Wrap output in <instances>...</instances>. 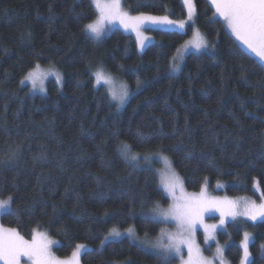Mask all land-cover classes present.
Wrapping results in <instances>:
<instances>
[{"label": "trees", "instance_id": "1", "mask_svg": "<svg viewBox=\"0 0 264 264\" xmlns=\"http://www.w3.org/2000/svg\"><path fill=\"white\" fill-rule=\"evenodd\" d=\"M193 4L195 26L213 50L188 53L170 75L192 25L150 30L153 42L139 52L120 29L99 42L82 31L97 16L92 0H0V200L14 197L1 227L29 242L34 230L46 232L62 258L85 244L79 264H173L128 238L101 244L113 227L155 237L165 226L142 219L169 203L156 171L144 161L139 170L128 167L117 152L122 144L131 145L129 155H167L188 191L223 183L228 195L257 197L259 189L264 197V65L236 43L207 0ZM123 6L186 17L181 0ZM37 64L59 68L62 85L49 80L44 94L22 86ZM98 65L128 85L119 110L103 86L94 88ZM138 133L146 144L136 142ZM245 232L253 235L247 264H264V217L227 225L219 235L228 243L226 264H240Z\"/></svg>", "mask_w": 264, "mask_h": 264}, {"label": "snow or ice", "instance_id": "2", "mask_svg": "<svg viewBox=\"0 0 264 264\" xmlns=\"http://www.w3.org/2000/svg\"><path fill=\"white\" fill-rule=\"evenodd\" d=\"M211 2L216 8V13L227 23V27L231 29L236 40L244 45L251 53H254L261 61H264V0H211ZM92 3L95 5L99 15L94 21L85 24L82 31L90 35L93 39H99L101 37L106 24L110 25L113 22H119L126 31L130 30L136 33L137 46L144 48V42L147 37L143 36L141 29L146 23L174 24L180 29H185L186 27L185 21H173L170 20L168 16H153L144 13L131 16L129 13L121 10V0H107V2L103 3L101 0H92ZM184 3L188 7V20L193 21L195 10L193 0H184ZM140 6L146 7L148 5ZM189 44L195 48L197 52L201 49L208 48L206 40H204L199 31L194 33L193 39L187 42L184 47L187 48ZM177 51L179 52L180 50L178 49ZM232 54L237 55L242 53L239 52V49H234ZM181 58H183V55ZM173 60H175V58H173ZM179 70V64L173 62L170 65L169 74H175ZM91 74L95 77L94 88L101 83L109 86L108 96L111 101L116 102V108L119 110L129 96L127 84L121 82L118 87L114 86L116 82L111 74L104 71L103 65H98L97 70ZM47 76H54L58 84L62 80L59 72L54 69L43 72L40 69V65L37 64L35 68L27 73L21 81V84L28 81L32 84L33 89H35L39 82L41 85L40 91L44 92L43 81ZM137 84L139 85V80H137ZM135 140L141 146L148 142L147 138L139 133L135 137ZM117 152L124 157L127 166L134 170H139L137 165L141 159L149 163L153 160L150 154H145L142 157L140 154L129 155L131 152V145L128 144L118 146ZM156 159L162 161L167 169L162 175L160 184L157 188L158 190L162 188L164 193L172 199L173 203L170 204L168 209H161L160 205L156 204L152 209V214L143 216L142 219L153 223L172 222L175 224V231L165 232L161 229L160 237L155 243L149 241L147 239L148 234L145 233L144 243L151 244L153 248L160 249L164 254L165 260L180 257L181 264H211L210 261H206L200 256V249L195 245L194 240L197 225L204 228L207 234L206 241L209 238H214L217 225H206L204 223L206 213L213 211L219 212L220 225L224 224L226 216L235 219L238 215L242 214L252 221L264 217V203L259 205L254 202L246 204L245 212L240 213L237 201L208 200L204 196V188L201 189V193L198 197H188L184 195L183 181L172 169L170 160L166 156L159 155ZM178 190L181 192L180 196L176 195ZM13 199L14 197L10 196L7 200H0V208L9 206ZM262 199H264V197H262ZM126 232L129 237L135 235L133 227H129ZM121 235V232L113 227L109 235L101 240V244L103 245L109 237L117 238L121 237ZM248 241L249 233L245 232L244 238L241 241L243 256L240 264H247L249 260L250 253L248 251ZM53 243L54 241L48 240L43 233L34 234L32 240L29 242L15 229L0 227V261H3V264H21V257H25L26 261H30L31 264H79L81 250L85 249V245H76L75 250L72 252L71 260H58L52 256L50 251V245ZM184 248H187L188 251L187 261L183 260ZM217 254L221 257V264H223V250L217 248ZM261 254L264 256V245H261Z\"/></svg>", "mask_w": 264, "mask_h": 264}, {"label": "rangeland", "instance_id": "3", "mask_svg": "<svg viewBox=\"0 0 264 264\" xmlns=\"http://www.w3.org/2000/svg\"><path fill=\"white\" fill-rule=\"evenodd\" d=\"M182 1V3L184 4V7H185V9H186V17L184 18V19H181V20H183V21H185V25H186V27H185V29H180V28H178V27H176V25H167V24H151V23H146L145 25H144V27L141 29V31H142V33H143V36H145V37H147V39L145 40V46H144V48L147 46V45H149L151 42H153V37L150 35V33H149V31L150 30H175V31H179V32H186L187 31V29H188V27L190 26V25H192V31H191V34H190V36L179 46V52L178 51H176V53H175V55H174V57L173 58H175V60H173V58H172V61H171V63H173V62H175V63H177V64H179V66H180V69H181V66H182V64H183V61H184V58L186 57V55L188 54V53H191V52H197V50L195 49V48H193L190 44L188 45V47L187 48H185L184 46H185V44L187 43V42H189V41H191L192 39H193V37H194V33L196 32V31H199V33L201 34V36L204 38V40H206V42H207V44H208V48L207 49H201L199 52H203V51H212L213 50V46H212V43L205 37V35L195 26V10H194V14H193V21H189L188 20V7H187V5H185V3H184V0H181ZM208 2H209V4L211 5V7H212V9L214 10V14H215V16L216 17H218V18H220L222 21H223V23H224V25H225V27H226V29H227V31L233 36V38L235 39V41H236V43L241 47V48H243L245 51H247L248 53H250V54H252L253 56H255V54L254 53H251L249 50H247L246 48H245V46L244 45H242L238 40H236V38H235V36L232 34V32H231V29L230 28H228L227 27V23L224 21V19L221 17V16H219V14L218 13H216V8L214 7V5L212 4V2H211V0H207ZM101 2L103 3V2H107V0H101ZM94 5V4H93ZM94 7H95V5H94ZM95 10H96V8H95ZM121 10L122 11H124V12H127V13H129L125 8H124V6H123V0H121ZM96 13H97V16H96V19H97V17H98V15H99V13L97 12V10H96ZM145 14V13H144ZM129 15H131V16H137V15H140V14H131V13H129ZM150 15V14H149ZM154 16V15H153ZM163 16H167V15H163ZM168 18L170 19V20H173V21H181V20H176V19H172V18H170L169 16H168ZM115 28H117V29H120V30H122L124 33H126V34H129V35H131L134 39H135V41H137V36H136V33L135 32H132V31H130V30H128V31H126L124 28H123V26H121L120 24H119V22H113L112 24H106V26H105V30H104V32L102 33V35H101V37L99 38V39H94L96 42H99V41H101L102 39H103V37H104V35L106 34V32L107 31H109V30H112V29H115ZM89 37H91L90 35H88ZM92 38V37H91ZM137 44V43H136ZM137 48H138V51L139 52H142L143 51V49L144 48H140V47H138L137 46ZM177 49V50H178ZM183 55V58H181V56ZM255 58L260 62V63H262L263 65H264V61H261L258 57H256L255 56ZM35 68V67H34ZM33 69V68H32ZM31 69V70H32ZM40 69H41V71H43V72H47L49 69H54L55 71H57V72H59L60 73V75H61V77H62V80H61V82L58 84L57 82H56V79H55V77L54 76H47V77H45L44 78V81H43V87H44V92H41L40 91V87H41V85H40V83L38 82L37 83V86H36V88L35 89H33V87H32V84L30 83V82H28V81H25L24 82V84H21L22 86H28L29 87V89H30V91L32 92V93H36V94H44V93H46V84H47V82L49 81V80H54L59 86H61L62 85V83H63V75H62V72L60 71V69L59 68H57V67H55V66H51V65H48V66H42V65H40ZM103 69H104V71L105 72H107L106 70H105V68L103 67ZM30 70V71H31ZM97 70V67L93 70V72L94 71H96ZM180 71V70H179ZM178 71V72H179ZM29 72V71H28ZM27 72V73H28ZM178 72H176L175 74H177ZM27 73H26V75H27ZM108 73V72H107ZM25 75V76H26ZM24 76V77H25ZM24 77L22 78V80L24 79ZM112 77H113V79H114V81L116 82L115 83V85L114 86H116V87H118L119 86V84L121 83V82H123V83H126L123 79H121V78H119V77H117V76H115V75H112ZM94 79H95V77H94ZM21 80V81H22ZM127 84V83H126ZM99 86H103L105 89H106V91H107V93H108V88H109V86L108 85H105V84H103V83H101V84H99V85H96V87H99ZM128 86V85H127ZM129 89V88H128ZM129 95H130V90H129ZM129 98V96L126 98V101H127V99ZM113 103H114V105H115V107H116V102L115 101H112ZM125 104V103H124ZM124 104L121 106V108L124 106ZM150 155H152V157H153V160H152V162L151 163H149V162H146L145 160H143V159H141L140 161H139V164L138 165H140V163H141V161H144L145 162V165L144 166H146V167H149V168H152L153 170H155L156 171V173H157V175H158V178H159V184H160V181H161V178H162V175L167 171V169L165 168V166L163 165V163H162V161H158L157 159H156V157L159 155V156H166L167 158H168V156L167 155H165L164 153H162V152H157V153H154V154H150ZM143 155H141V157H142ZM169 159V158H168ZM170 160V159H169ZM173 169V168H172ZM174 170V169H173ZM177 175H178V173H176ZM179 176V175H178ZM180 177V176H179ZM181 178V177H180ZM181 180L183 181V179L181 178ZM225 187H226V185L225 184H223V183H218V184H214L213 186H210L209 185V183L208 182H206V183H204L203 185H202V187L198 190V191H194V192H192V191H188L185 187H184V184H183V193H184V195H186V196H188V197H198L199 195H200V193H201V189L202 188H204V196L208 199V200H219V201H224V200H228V201H237L238 202V205H239V208H238V210H239V212L240 213H244L245 212V208H246V204H251V203H255V204H257V205H259V204H261V203H264V199H262V195L260 194V191H259V189H255V191H256V193L258 194V196L257 197H250V196H246V195H240V196H231V195H228L227 193H226V191H225ZM257 188V187H256ZM162 189V188H161ZM163 190V189H162ZM166 194V193H165ZM176 195L177 196H180L181 195V192L178 190L177 191V193H176ZM166 196H167V194H166ZM168 197V199H169V203L167 204V205H160V208L161 209H168L169 208V206H170V204H172L173 203V201H172V199L169 197V196H167ZM2 200H7V199H2ZM8 208H9V206H7V207H5V208H0V215H1V213H3L4 211H6V210H8ZM148 215H151L152 214V209L147 213ZM261 218H263V217H261ZM261 218H258V220L259 219H261ZM257 221V220H256ZM256 221H252V220H250V219H248V217L247 216H245V215H238L235 219H232V217H230V216H226L225 217V222H224V224L223 225H220V213L219 212H215V211H213V212H209V213H206L205 214V217H204V223L206 224V225H217V228H216V230H215V233H214V238H209V239H207V241H206V233H205V231H204V228H202V227H200L199 225H197V230H196V233H195V236H194V240H195V245H197L198 247H199V249H200V256L204 259V260H206V261H210L211 262V264H221V257L217 254V248H220V249H222L223 250V256H222V259H223V264H226V259H225V249H226V247L228 246V243H227V241H221L220 239H219V235L221 234V233H224L226 230H227V225L230 223V222H238V223H244V222H256ZM163 224H165V226L162 228L165 232H174L175 231V224L174 223H172V222H169V223H163ZM0 227H1V224H0ZM118 231H120L121 232V237H117V238H112V237H109V239L108 240H106L105 242H107V241H115V240H120V239H123V238H128L129 240H131L132 242H134V243H136V244H138V245H140L141 247H143V248H145V249H148L149 251H152L153 253H156V254H159V256H162V257H164V254L161 252V250L160 249H158V248H153L152 246H151V244H145L144 243V240H145V236H140V235H138L137 234V232L135 231V235L134 236H132V237H129L128 235H127V232H126V230L127 229H122V230H120V229H117ZM135 230V229H134ZM111 231V230H110ZM110 231L106 234V236H108L109 235V233H110ZM39 233H43V234H45L46 235V237H47V239L48 240H51V241H54V243L53 244H51L50 245V251H51V254H52V256L53 257H55L56 259H58V260H71L72 259V253L68 256V257H64V258H62V257H58L56 254H55V252H54V248L56 247V246H58V242L55 240V239H53V238H51L46 232H44V231H36L34 234H39ZM160 233H161V231H160ZM160 233L157 235V236H155V237H148L147 236V239L149 240V241H151L152 243H155L156 242V240L160 237ZM33 234V235H34ZM105 236V237H106ZM33 237V236H32ZM104 237V238H105ZM243 238H244V236H243ZM31 240H32V238H31ZM30 240V241H31ZM250 240H253V235H252V233H249V241ZM28 241V240H27ZM249 241H248V243H249ZM79 245H81V244H79ZM82 245H85V244H82ZM86 247H85V249H82L81 250V254L85 251V250H87V249H89V247L87 246V245H85ZM76 248V247H75ZM75 248H74V250H75ZM73 250V251H74ZM72 251V252H73ZM242 254H243V248H242ZM80 257H81V255H80ZM249 258H250V256H249ZM173 260V264H181V258L180 257H175V258H173L172 259ZM183 260H185V261H187L188 260V251H187V248H184L183 249ZM79 262H80V258H79ZM248 262H249V260H248ZM247 262V263H248ZM0 264H3V261H0ZM21 264H31V262L30 261H26V258L25 257H21Z\"/></svg>", "mask_w": 264, "mask_h": 264}]
</instances>
